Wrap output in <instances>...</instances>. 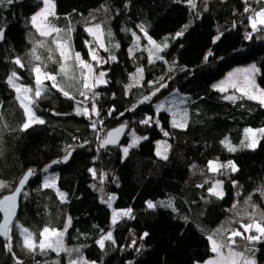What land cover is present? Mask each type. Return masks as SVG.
Masks as SVG:
<instances>
[{"label":"trees","instance_id":"1","mask_svg":"<svg viewBox=\"0 0 264 264\" xmlns=\"http://www.w3.org/2000/svg\"><path fill=\"white\" fill-rule=\"evenodd\" d=\"M54 1L55 16L47 23L62 30L59 36L70 39L72 53H80L96 73L107 72V84L86 92L81 81L73 78L75 88L70 96L74 99H69L46 82L47 92L33 105L44 123L21 130L25 112L7 78L15 71L20 84H35L32 44L42 38L31 18L43 3L0 2V31L6 29L0 44V181L7 185L0 188V199L33 170L18 221L38 243L45 227L64 230L70 217L65 249L79 250L57 254L51 249L41 253L36 249L19 262L70 264L83 255L101 264L205 263L215 256L210 251L209 235L215 233V238L227 242L233 228L250 222L252 204L257 205L254 219L259 221V213L264 212V135L254 150L241 146L242 141H249L245 140V129L264 128V106L237 95L227 102L226 96L212 87L233 67L256 62L258 82L264 89V25L253 32L249 19L264 9V0H194L195 8L187 0ZM96 23L112 31L113 44L98 50V60H92L86 29ZM140 26L154 41L167 37L168 47L153 54ZM178 32L183 35L177 37ZM249 33L251 39L246 38ZM217 36L220 39L213 43ZM17 58L23 68L14 63ZM70 62L76 66L74 59ZM137 69H143L142 74ZM175 91L190 97L191 119L183 129L172 126L168 112L155 108L156 102ZM145 96L151 99L144 101ZM93 105L99 115L92 113ZM78 107L87 108L88 115H78ZM147 117L153 120L141 123ZM121 125L129 127L123 145L131 144L132 136L139 138L126 158L122 146L100 149L107 132ZM225 138L236 151H228L221 143ZM162 140L170 145L167 159L156 152ZM69 152H73L72 159L64 166L61 160ZM214 160L221 164L232 161L238 170L212 172L208 162ZM52 161L59 163L52 165ZM49 165L58 174L56 188L44 187ZM217 181H222V198L209 192ZM61 192L63 199L58 194ZM110 196L116 209H132L130 217H122L115 225L112 206L106 202ZM169 200L172 207L160 203ZM147 201L156 207L147 208ZM1 219L0 214V223ZM108 231L115 243L106 241L101 249L96 241ZM248 234L257 235L254 229ZM20 238L15 233L11 241L0 236V264H18L6 245L12 243L16 248ZM236 240L234 247L242 251L247 242L240 237ZM251 247L254 255L246 254L264 264V238L252 242Z\"/></svg>","mask_w":264,"mask_h":264},{"label":"snow or ice","instance_id":"2","mask_svg":"<svg viewBox=\"0 0 264 264\" xmlns=\"http://www.w3.org/2000/svg\"><path fill=\"white\" fill-rule=\"evenodd\" d=\"M0 2H3V0H0ZM8 3H11L12 0H7ZM187 2L193 7L195 8V2L194 0H187ZM44 3V8L37 13L36 15H34L31 20L32 23L34 25H36L37 30L39 31L41 36H51L53 33H56V38L53 40V43H55L57 45V51H59L60 53V57L62 59V63L61 66L59 68V74L66 76L67 75V70H68V65H67V61L74 59L76 62V66L79 67L80 69H87L88 73H91L92 71V65L89 64L88 62H86L85 60H83L81 58L80 53H72L71 50V46L68 43L67 40H64L63 38H61L59 36V33L62 31L60 28L55 27L54 25H50L48 23H46L48 21V17L49 16H55V5L52 2V0H43ZM249 8H245V12H248ZM38 17H43V22H44V27H41L40 25H37V19ZM257 18H259V20H257ZM250 21H251V28L253 32H257L260 31V29L257 27V23L259 22V24L264 25V9H261L260 11H257L255 13V18L254 17H249ZM187 26H185L186 28ZM140 30L141 32H144L145 37L147 38L149 44L153 45V49L156 52L162 51L163 48H167L168 44H167V37H165L164 41H162L160 44L156 43V41H154L150 36H148L147 32L144 30V28L142 26H140ZM69 31H71V29H69ZM86 31L89 32V34L92 35H103V30L101 28V24L100 23H96L95 25L88 27L86 29ZM109 35H111V33L109 32ZM183 32H178L176 33V36H182ZM133 36H136V33H133ZM246 38L247 39H251V33L246 34ZM0 39H3V31H0ZM137 41H139L140 37L136 36ZM220 39V36H217L213 43H215L217 40ZM87 43V42H86ZM40 46L43 47L44 43L41 41L40 42ZM100 47L104 48V44L101 42L100 43ZM116 47H119V45H116ZM107 50V49H105ZM35 53V49H33V54ZM89 54L91 56L92 60H98V57L96 55L95 49L90 48L89 49ZM208 55H212L211 52L208 53ZM158 59H162V57H157ZM34 59L36 60H40V56L38 55H34ZM49 59H52V57L50 56ZM111 59L115 60L116 57L112 56ZM208 59V56H205V60ZM14 63H16L17 65H19L21 68L24 67V65L21 63V60L19 58H17ZM33 71L35 72V90L33 93V88L32 87H28V86H20L17 85L15 83V81L17 79H19L18 74L13 71L7 78V82L9 83V85H11L17 95V100L20 102V106L23 108L24 112H25V116H26V120L23 123V125L21 126V130H26L27 128H29L32 124L34 123H39V124H43L44 120L40 119L39 117H37L35 115V113L32 111V108L30 107V105H34L36 103V100L39 99L43 94H45L47 92V87L45 86L44 81L48 80L51 81V87L57 89L58 91L62 92V94L65 97H68L69 99H74V97L70 96L68 91H65L57 82V75L54 73H48V72H43L42 68L40 66H36ZM238 72H243L244 73V86L238 87V85L236 83H232V87L236 88L238 91H241L243 95L247 96L249 99H257L258 102L264 106V89L259 88V86H257L255 84L254 79L252 78L251 74L257 73L259 72V69L256 68L255 65H251L249 68L246 69H238ZM138 73L143 72V69H137ZM105 73L104 72H100L99 76L95 78L96 83H101L104 82L103 81V77H104ZM233 74L229 73V77L231 78ZM83 88L84 89H88L91 90L95 85L89 83V76L88 74H83ZM224 82L222 81L220 85H214V87H216L218 90L220 91H225L226 89L223 87ZM161 87H166V85L161 84ZM159 91V88H157L152 95H155L156 92ZM29 93H33L34 98L30 97L28 94ZM81 96H85V98H87L86 93L84 91H80L79 93ZM227 99H235L234 97H226ZM151 97L150 96H145L144 97V101H148L150 100ZM141 101V102H144ZM162 107V106H161ZM92 113L99 115V113L97 112L95 105L92 106L91 109ZM76 112L78 115H88L89 110L87 108L85 109H81V108H77ZM123 115V113L121 114ZM153 120L152 117H147L146 119L142 120L141 123L143 124H149L151 121ZM93 127L95 128V122H93ZM173 127H186V121L184 123H177L176 121L173 122ZM123 130V126H121V128H118L115 130V132H109L107 134V138L103 140L101 146L103 147L104 145L107 144H112L115 143V135L118 134L119 132H121ZM245 140H249V134H251V142L250 143H245L244 141L241 142V146L242 147H254L255 143H256V133L258 132L261 135H264V128L258 129V130H252V129H245ZM165 136L168 135L167 132L164 133ZM139 138L134 137L133 141H132V145H134L137 140ZM146 139V137H145ZM221 143L228 149V151H236V147L233 146L231 144V142L225 138L224 140L221 141ZM130 145V146H132ZM124 153L127 154L128 152V148L125 147L123 149ZM159 154V153H158ZM68 155H70V152L68 153ZM68 155H66L64 157V160L66 161L68 159ZM164 159H167V156L163 157ZM59 163V161H52V164H56ZM49 167H51V165H49ZM195 167V166H193ZM208 167L212 172H217L221 169H231L232 171H237L238 169L236 168L234 162L229 161L227 164H221L218 163L216 161H209L208 162ZM93 171V175H95L94 170ZM32 175V170H29L27 176H25L23 179H21V181L19 182L20 186L15 189V191L13 192L12 195H8V196H4L2 199H0V212L4 213V223L0 224V235L3 236H8L9 233V223L11 221V217L14 216L15 214V208H16V198H17V194L21 191L25 181L27 180L28 176ZM235 183V182H234ZM7 185L3 182L0 181V188L6 187ZM53 183L50 182H45L44 183V187L45 188H49V187H53ZM222 186V181H217L215 183L214 186L209 188V192L211 194L217 195L218 197L222 198L223 193L217 191V189H220ZM200 187H203V185H200ZM61 197V199L64 198L65 194L64 193H58ZM262 195H264V191H262ZM114 199V197H108V200L106 201L108 203V206L111 207V200ZM251 197H249V201H250ZM147 208L149 209H153L156 207V204H154L152 201H147ZM162 206L165 207H172V201L169 200L168 202H160ZM247 203V201H246ZM235 207V205L233 206ZM252 208L254 209V211L252 213L249 214V218H250V222L248 223H241L239 225V228H233L230 231V234L227 237V242H225L223 239H217L215 238L216 234L214 233L213 235H209L208 236V240L210 242V251L212 253L215 254V257L210 258L209 260L205 261V264H255V260L250 258L248 255H246V253H253L254 255V250L251 247V243L254 241H260L262 238H264V223H261V221H264V212H260L259 216H260V220H256L253 217H255L257 215V212L255 211L257 209V205L252 204ZM132 213V209L128 208V209H124V210H118V211H114L112 214V224L115 225L118 220L122 217H130ZM71 224V218H68V222L65 226L64 231H67V226ZM241 229H243V231H241ZM255 230V232L257 233V235H252V234H248L251 233L252 230ZM220 232V229L217 230V233ZM22 233L24 234V247H26L29 251H35L37 248H39V250L41 252H44L46 249H51L53 251H56L57 254H59V252L61 250L63 251H67L69 253H71L72 251H79L78 249L76 250H72V249H64L62 246V237L64 235V232L61 231H57L55 229H50L48 227H45L42 232L40 233V236L42 237V239L39 241V243L37 244L34 240L33 234L31 232H29V230L27 228H24L22 230ZM51 234V237H55V239H51L49 238V235ZM247 234V235H246ZM144 236H147L148 233H144ZM236 237H240L242 240L246 241L247 243L244 245L243 250H237L236 247H234L235 245H237V240ZM10 239V238H9ZM106 241H111L112 243H115V240L113 238V233L111 231H108L105 235L101 236L97 241V245L101 248L104 249L105 247V242ZM133 244H135V241H133ZM6 247L9 248V250L11 249V244L9 243L8 245H6ZM227 249V256H225L224 252L222 250ZM18 264H22V262L18 261ZM70 264H89V262L83 260V258L81 257L80 260H71ZM90 264H95V262H90Z\"/></svg>","mask_w":264,"mask_h":264},{"label":"rangeland","instance_id":"3","mask_svg":"<svg viewBox=\"0 0 264 264\" xmlns=\"http://www.w3.org/2000/svg\"><path fill=\"white\" fill-rule=\"evenodd\" d=\"M41 1L43 3V0H41ZM52 2L55 5L54 11H56L55 1L52 0ZM44 7L45 6H44V3H43L41 9L38 10L34 15H36L37 13H39ZM51 17L52 16H49L48 17V21L47 22H49V20H50ZM252 17L255 18V15H253ZM257 20H259V18H257ZM36 24L37 25H40L41 27H44L43 17H38ZM32 25L35 28V30L38 33V35L42 38L41 40H33V44H32L33 45V49H35V53L33 54V49H32L31 57H32V59H33V61L35 63V67L36 66H40L42 68L43 72H48V73H54V74H56L57 75V82L59 83V85L65 91H68L69 94L72 92V89L75 88L74 83H73V78H76V77H77V80H80L81 81L80 83H81V86H82V90H85L83 88V82H84L83 81V74H88V76H89V83L95 85L92 89H95L96 87H99L100 85L103 86V85H106L107 84V79H106L107 72H104L105 73V75L103 77V81L104 82L96 83L95 78L99 76V73H96L95 72V69H94L93 66H92L91 73H88V70L87 69H83V70L80 69L79 67L73 65L72 62H70V60L67 61V65H68L67 75L64 76V75L59 74V68H60L61 63L63 61H62V59L60 57L59 51H57V45L55 43H53V41H52V40H54V39H52V37L53 36H56L57 34L56 33H53L51 36H47V37L41 36L40 33H39V31L37 30L36 25H34L33 23H32ZM259 26H262V25L259 24V22H258L257 23V27H259ZM101 28L103 30V35L97 34V35L94 36L92 34H89L90 37H91L90 48L95 49V52H96V55H97L98 58H99V56L97 54V51L98 50L105 49L108 45H112L113 44V33H112V31L109 30L108 28L104 27L103 25H101ZM109 32L111 33V35H109ZM60 37L63 38L64 40H67V41L69 40V42H70V39L67 38L65 35H61ZM41 41L44 43V46L43 47L40 46V42ZM101 42L104 44V48H101L100 47V43ZM156 43L160 44L161 41L160 42L159 41H156ZM150 46L152 48L153 54L154 53H157L153 49V45L150 44ZM164 49L165 48H163V50ZM162 51H160V53ZM34 55L40 56V60L34 59ZM50 56L52 57V59H49ZM81 58L83 59L82 55H81ZM251 65H255L256 68L258 69V66H257V63L256 62H251V63H248V64H243V65L235 66L232 69L228 70L223 76H221L216 81H214L213 84H212V87L215 90H217L219 93H221L222 95H224V96H228V95L234 94V95L239 96L240 98H247V99H249L247 96L243 95L241 91H238L236 88H233L231 85L234 82V83H236L238 85V87H241L242 88L244 86V73L243 72H238L237 70L238 69H241L242 70V69L249 68ZM229 73H232L233 74L231 76V78L229 77ZM35 75L36 74L34 72V76ZM251 75H252V78L255 81V84L257 86H259V88L263 89L261 87V85L259 84V82H258L259 72L254 73V74H251ZM222 81L224 82L223 87L226 89L225 91H220L216 87H214V85H220ZM46 82H48V80H45L44 81V83H46ZM15 83L17 85L22 86V87L24 86V85H22V84L19 83L18 79L15 81ZM28 87H32L33 88V93H34L35 84H34V86H28ZM85 91L87 92V90H85ZM33 93H29L28 95L30 97H32V98L35 99ZM16 95H18V94L16 93ZM252 100L258 101L257 99H252ZM30 107L32 108V111L34 112L33 105H30ZM155 108H156V111L157 112L166 111V112H168L171 115V123H172V126H173V122L174 121H176L177 123H184L186 121V127H187L188 124H189V121L191 119L192 108L190 107V97L188 95H186V94L180 93L179 91H175L172 94L168 95L167 97H164L161 100H159L158 102H156L155 103ZM186 127H183V128H186ZM176 128H181V127H176ZM250 137H251V135H250ZM133 138H134V136H132V141H133ZM132 141H131V144H129V145H122V147H121L122 151H123V149L125 147L128 148L127 154H125L124 151H123V157L124 158H126L127 155L129 154V151H130L131 147L134 146V145H137L139 143V140H137V142L134 145H132ZM250 142H251V140H249L247 143H250ZM130 145H132V146H130ZM169 147H170V145H169V142L168 141H166V140L159 141L157 143V148H156L157 155L160 158H163L164 156H167ZM246 148L247 149H250V150H254V149L257 148V144L254 147H246ZM214 161H216L218 163H221L220 161H217V160H214ZM52 165H54V164H52ZM45 171L51 173V174H49V175H47L45 177V182L47 181V182L53 183V185H54L53 187H55L56 186L55 180H56L57 174L56 173H53L50 170V167L49 166L45 168ZM217 191L222 192L223 195H224L223 185L221 186L220 189H217ZM114 211H118V209H116L114 207L113 203H112V214H113ZM120 219H122V218H120ZM24 228H26V227H24L18 221L16 223V225L11 229L10 239H12V234H14V233L15 234H18L19 237H21L20 238L21 239L20 242H17L16 241V245H17L16 248H14L13 247V244L10 243L11 244V249L15 253V256H16L17 261H21L22 258L28 257L31 252H35V251H29L27 248L24 247V234L22 233V230ZM57 231L64 232V235L62 237V246L65 249V247H66L65 246V241H66L65 240V231L64 230H57ZM29 232H31V231L29 230ZM48 235H49V238L55 239V237H51V234H48ZM33 237H34V235H33ZM41 239H42V237H41ZM34 240H35V237H34ZM35 242H36V240H35ZM38 243H39V241H38ZM37 250H38L39 253H41V251L39 250V248H37ZM222 251L224 252L225 256H227V249H224ZM81 257L83 258V260L89 262V264H90L91 261H88L83 255H81L80 257H78L76 260H80ZM95 264H101V263L95 262ZM202 264H205V263H202ZM255 264H259L257 262V260H255Z\"/></svg>","mask_w":264,"mask_h":264},{"label":"water","instance_id":"4","mask_svg":"<svg viewBox=\"0 0 264 264\" xmlns=\"http://www.w3.org/2000/svg\"><path fill=\"white\" fill-rule=\"evenodd\" d=\"M2 31H3V39H0V44H2V43L4 42V40H5V32H6V29H3ZM226 97H234V98L236 99L237 96L234 95V94H232V95H228V96H226ZM226 97H225V100H226L227 102L235 100V99H227ZM121 126H123V130H122L121 132H119L118 134H116L115 137H114L116 142H115V143H112V144L104 145L103 147L100 145V149H101L102 151H106V150H112V149L120 148V147L123 145V143L125 142V139H126V137H127V134H128V131H129V127H128V125H121ZM121 126H119V127H117V128H114V129H112V130H109V131L107 132V134H108L109 132H115V130L118 129V128H121ZM107 134H106V136H105L104 139L107 138ZM104 139H103V140H104ZM102 142H103V141H102ZM101 144H102V143H101ZM72 156H73V152H70V155H68V159L65 161L64 158H63V159L61 160V164L64 165V166L68 165L69 162H70L71 159H72ZM28 172H29V171H28ZM28 172L22 177V179H23L25 176H27ZM33 177H34V171L32 170V175H31V176H28V178H27V180L25 181V183H24V185H23L21 191L17 194L15 214H14V216L11 217V221H10V223H9V233H8V236L6 237V236H3V235H0L5 241H9V240H10L9 238H10V234H11V229H12V228L16 225V223L18 222V219H19V213H20V208H21V199H22V196H23V194L25 193V191L28 189L30 183L32 182ZM20 181H21V180H20ZM20 181H19V182H20ZM19 186H20V184L18 183L16 189H17ZM14 191H15V190H14ZM14 191H13V192H14ZM13 192L10 193V194H7L6 196H8V195H12ZM0 214H1V217H2V219H1V223H0V224H3V223H4V213H3V212H0Z\"/></svg>","mask_w":264,"mask_h":264},{"label":"crops","instance_id":"5","mask_svg":"<svg viewBox=\"0 0 264 264\" xmlns=\"http://www.w3.org/2000/svg\"><path fill=\"white\" fill-rule=\"evenodd\" d=\"M244 1H250V2H252V3H257L258 2V0H244ZM252 130H254V129H252ZM255 131V130H254ZM251 135V134H250ZM250 135H249V137H250ZM256 143H255V145L257 144V146H258V144H259V142H260V140H261V138H262V136L263 135H261V134H259L258 132L256 133ZM249 140H251V137H250V139ZM54 173V172H53ZM56 173V172H55ZM49 174H51V173H49ZM48 174V175H49ZM57 174V173H56ZM46 177V176H45ZM45 177H44V183H45ZM57 177H58V174H57V176H56V180H55V184L57 183ZM50 188H56V186L55 187H50Z\"/></svg>","mask_w":264,"mask_h":264}]
</instances>
